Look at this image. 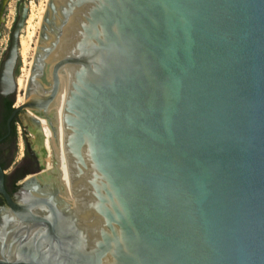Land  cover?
Returning a JSON list of instances; mask_svg holds the SVG:
<instances>
[{"label":"water","instance_id":"water-1","mask_svg":"<svg viewBox=\"0 0 264 264\" xmlns=\"http://www.w3.org/2000/svg\"><path fill=\"white\" fill-rule=\"evenodd\" d=\"M22 111L70 184L0 164V264H264V0H48Z\"/></svg>","mask_w":264,"mask_h":264},{"label":"rangeland","instance_id":"rangeland-1","mask_svg":"<svg viewBox=\"0 0 264 264\" xmlns=\"http://www.w3.org/2000/svg\"><path fill=\"white\" fill-rule=\"evenodd\" d=\"M48 0H0V68L1 64L6 57L7 51L10 46L11 34L14 25L17 21L19 12L21 9H26L28 18L25 26L21 30V40L26 39L29 41V47L27 50V56H23L22 43H21V57L22 63L20 64V70L17 74L18 87L16 91V104H20L25 100V88L27 85L28 77L27 72L31 71V66L33 62V57L38 46L40 27L37 25L40 18L41 10L45 13L47 9ZM43 7V8H42ZM33 13V14H32ZM29 16H33L32 25H29ZM37 26V27H35ZM26 84L23 86V84ZM21 97V101H19ZM20 113L18 116L22 115ZM17 130L19 136L20 145H18L17 159L21 161L22 156L26 153L25 144L26 138L31 144V148L37 151L39 154L40 164L46 166L45 157L42 151H44L43 139L41 136V145H37L36 140L39 136L36 134L38 129L31 123V119L27 116H20L17 118ZM46 151V150H45ZM18 161V162H19ZM44 167V166H43ZM14 168L8 170L9 173L13 171Z\"/></svg>","mask_w":264,"mask_h":264},{"label":"flooded vegetation","instance_id":"flooded-vegetation-1","mask_svg":"<svg viewBox=\"0 0 264 264\" xmlns=\"http://www.w3.org/2000/svg\"><path fill=\"white\" fill-rule=\"evenodd\" d=\"M23 10L25 9H21L20 12ZM20 12H19V15H20ZM19 15H18V18H19ZM8 102H12L11 106L13 107V109L14 107L17 106L16 92L9 93L7 95H3L0 93V111ZM20 113H24V112L23 111L19 112L14 117L13 119L14 122L13 121H12L13 123L11 122V125H12L11 131L8 133V130H7V131H2L0 133V164L5 172L6 191L9 193V195L13 199H16V193L19 191L21 185L24 183V180L27 178V176L33 175L36 171H39L46 167L45 165L40 164L39 154L37 153V151L31 148V144L27 140V138H26V144H25L26 153L23 154L21 161L17 159L16 154L19 152L18 145H20V142L18 141L19 136H18V130H17L16 124H17L18 115ZM13 124L16 127V131L14 130ZM37 126H38V131L36 134L39 136V138L36 140V143L37 145H41L40 138L41 136L45 137V135H44V132H41L40 125L38 124ZM43 146H44V139H43ZM42 152L44 154L45 161L47 164V151H45V148H44V151ZM11 168H14V169L11 173H9L8 170ZM0 206H3V207L9 206L7 197L5 193L3 192H0Z\"/></svg>","mask_w":264,"mask_h":264},{"label":"bare ground","instance_id":"bare-ground-1","mask_svg":"<svg viewBox=\"0 0 264 264\" xmlns=\"http://www.w3.org/2000/svg\"><path fill=\"white\" fill-rule=\"evenodd\" d=\"M43 8V7H42ZM44 10H41L40 20L37 25L40 27L44 15ZM33 14V13H32ZM33 16H29V25L33 26ZM37 27V26H35ZM23 56H27V50L29 47V41L26 39L21 40ZM27 76H30V72H27ZM29 78V77H28ZM26 84L24 83L23 86ZM21 97H19V101ZM22 103V102H21ZM48 117V118H47ZM48 133H44V148L47 151V164L46 169L42 173V180L50 183H59L62 192L70 184L67 174V168L64 171V153L58 148L57 133H56V112L47 116L41 117ZM52 125L50 124V121Z\"/></svg>","mask_w":264,"mask_h":264},{"label":"trees","instance_id":"trees-1","mask_svg":"<svg viewBox=\"0 0 264 264\" xmlns=\"http://www.w3.org/2000/svg\"><path fill=\"white\" fill-rule=\"evenodd\" d=\"M11 103L12 102H8L0 111V133L2 131H7V119L13 110ZM13 127H14V130L16 131V127L14 124H13Z\"/></svg>","mask_w":264,"mask_h":264}]
</instances>
